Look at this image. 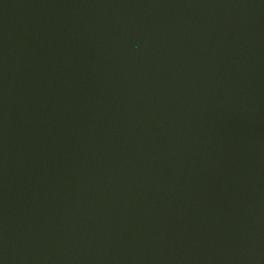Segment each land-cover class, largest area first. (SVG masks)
I'll list each match as a JSON object with an SVG mask.
<instances>
[{"label": "water", "instance_id": "1", "mask_svg": "<svg viewBox=\"0 0 264 264\" xmlns=\"http://www.w3.org/2000/svg\"><path fill=\"white\" fill-rule=\"evenodd\" d=\"M0 264H264V0H0Z\"/></svg>", "mask_w": 264, "mask_h": 264}]
</instances>
